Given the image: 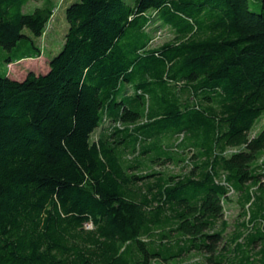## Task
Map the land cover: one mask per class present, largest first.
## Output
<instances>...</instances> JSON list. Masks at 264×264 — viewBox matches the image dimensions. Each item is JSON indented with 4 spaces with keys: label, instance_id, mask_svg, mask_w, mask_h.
<instances>
[{
    "label": "trees",
    "instance_id": "16d2710c",
    "mask_svg": "<svg viewBox=\"0 0 264 264\" xmlns=\"http://www.w3.org/2000/svg\"><path fill=\"white\" fill-rule=\"evenodd\" d=\"M259 1L65 9L47 72L0 77V264H264V123L249 137L264 114ZM28 2L0 0L7 66L42 55L55 5L24 14ZM163 28L172 38L152 47ZM168 164L180 173L155 170Z\"/></svg>",
    "mask_w": 264,
    "mask_h": 264
},
{
    "label": "rangeland",
    "instance_id": "374dc122",
    "mask_svg": "<svg viewBox=\"0 0 264 264\" xmlns=\"http://www.w3.org/2000/svg\"><path fill=\"white\" fill-rule=\"evenodd\" d=\"M54 2L55 8L53 11V15L51 16L49 22L47 23L45 32L43 36L37 40V44L40 46L42 50L41 58L37 62L35 61H27L21 64L18 62L11 63L10 65H6V59L12 56L13 52H8L0 48V77L4 76L6 73V77L8 76L10 79L15 81H23L26 75L31 72L35 75L44 74L43 69L48 65H46L45 61H50L53 57L58 55L61 51L64 44V36L68 29V24L65 19V9L72 4L73 1L77 0H52ZM249 8L253 12H260V1L259 0H248ZM42 5V0H29V2L23 7L22 12L24 14H31L34 10ZM24 34H28V30H23ZM158 36L156 40L152 43V47L161 46L162 44L168 42L172 35L169 32L168 28H163L158 31ZM157 35V34H156ZM34 60V59H29ZM264 123V114L260 116L254 123L251 131L249 132V137H252L256 133L259 132L262 125ZM99 133V129H97L91 136V141H94ZM180 166H174L172 164H168L164 167H155L156 171H165L173 174L180 173ZM235 200V199H234ZM239 210L236 203L233 201L232 203H228L225 206V210L223 213V221H226L230 224L228 229V233H230L232 228L233 221L238 217ZM86 228H90L89 225ZM163 264V263H161ZM171 264V263H170ZM172 264H208L204 261L203 256L196 253H191L183 259L179 260L177 263Z\"/></svg>",
    "mask_w": 264,
    "mask_h": 264
},
{
    "label": "crops",
    "instance_id": "0c3cea01",
    "mask_svg": "<svg viewBox=\"0 0 264 264\" xmlns=\"http://www.w3.org/2000/svg\"><path fill=\"white\" fill-rule=\"evenodd\" d=\"M39 60H42V58L40 57V58H38V59L27 60V61H35V62H37V61H39ZM27 61L22 60V61H20L18 64H21V63H24V62H27ZM45 62H46L45 64L48 65V62H49V61H45ZM43 70H44L43 73L47 72L48 67L46 66L45 69H43Z\"/></svg>",
    "mask_w": 264,
    "mask_h": 264
},
{
    "label": "built area",
    "instance_id": "2783aa9c",
    "mask_svg": "<svg viewBox=\"0 0 264 264\" xmlns=\"http://www.w3.org/2000/svg\"><path fill=\"white\" fill-rule=\"evenodd\" d=\"M231 194V193H230Z\"/></svg>",
    "mask_w": 264,
    "mask_h": 264
}]
</instances>
